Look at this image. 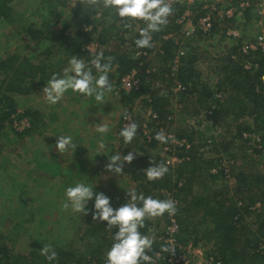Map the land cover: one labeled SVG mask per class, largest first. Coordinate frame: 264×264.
<instances>
[{"label": "trees", "instance_id": "trees-1", "mask_svg": "<svg viewBox=\"0 0 264 264\" xmlns=\"http://www.w3.org/2000/svg\"><path fill=\"white\" fill-rule=\"evenodd\" d=\"M19 1L0 0V28H9L17 37L24 38L31 33V21L25 18L23 12L15 11L14 4ZM240 1L242 0H231L229 3L237 5ZM37 5L34 15L42 22L50 20L58 7L65 8L68 17H63L65 12L60 11L58 17H63L60 29L55 34L52 31V37L39 42L43 50L37 56L34 52L29 55L13 52L0 58V139L5 128L12 125V116L19 110L16 98L28 96L35 83L41 85L47 82L52 74H61L60 69L73 55L84 59L89 66L90 61L99 52H103L105 58H114L112 70L116 80L115 91L119 94L121 107L126 109L124 115L131 114L135 103L141 99L145 106L152 107L161 120L166 119L169 114L163 104L166 98H157V90H154L152 82L157 72L163 70L168 77L167 86L177 81L184 87L178 94L179 103L194 93L199 95L198 102L205 109L204 117L211 122L209 128L217 129L218 125L229 123L227 118H231V122L235 124L234 126L231 123L234 132L231 133L230 141L223 143V151L233 148V141L235 145L239 141L247 147L249 154L244 153L239 167L224 166L222 158L214 157V160L206 156L210 152L204 149L207 147L206 138L200 132L188 130L189 132L178 133L177 137L178 140L190 144V148L172 147L171 152L165 153L173 156L179 163L167 164L164 158L158 156L155 163H166L169 171L162 179L149 181L143 171L153 166L150 164L152 155L149 150L157 149L162 153L163 146L158 145L157 140L145 143L141 133L137 131L132 140L135 141L133 145L127 146L123 138L121 140L126 144L128 152L135 149L138 153L146 155L135 156L131 164L124 165L123 172L135 183L133 190L137 194L143 193L145 196L162 200L159 192L167 191L178 201L175 218L179 232L174 236L177 252L182 253L184 247L190 244L201 249L202 258H213L221 264H264V85L261 82L264 75V55L255 52L245 57L239 54L240 45L229 48L221 60L224 62L220 68L223 77L218 89L211 91L200 80V74L195 68L197 56L192 52L184 53L180 57L176 75L170 77L172 75L169 66L179 47L175 45L173 38L162 40L164 35L178 33L176 20L185 11L194 13L198 9L194 20L203 16L206 13L202 9L204 3L194 0L188 5L184 0H174L173 14L168 17V24L163 26L161 31L152 33L150 48H137L135 45L139 30L146 26L144 21H132L127 18L121 20L114 10L104 9L102 6L90 7L82 4L81 0H37ZM248 12L245 14L248 15ZM236 19H222V22H219L214 14L210 32L206 35L197 33V36L212 38L220 34L223 37L228 27L222 28V34L219 24ZM24 23L29 28L28 33ZM127 23H131L132 28H125L124 24ZM83 27L91 29L84 31ZM91 43L98 46V52L94 55L87 50ZM136 52H145L146 55L134 58ZM156 62L161 67L155 72L151 64ZM245 62H251L253 67L244 69ZM140 63L143 65L140 66ZM133 70L137 71L138 89L129 92L118 89L121 78ZM97 75L93 68V76ZM142 97H148L150 102ZM17 117L27 118L30 122V128L25 134L33 129L38 130V110L27 107ZM247 120H250L251 124L246 122ZM195 133L199 135L198 139H194ZM243 134H250L256 140L249 145V142L243 139ZM211 139L213 144L214 139ZM250 157L260 159L263 169L259 170V162L251 160ZM246 160H250L249 167L243 168ZM226 168L228 178L225 177ZM127 202V198L123 199L120 206ZM257 204L259 207L254 208ZM251 216L254 217L253 221L247 224L246 220ZM156 220L157 218H153L155 222L152 223L151 219H146L145 227L140 231L149 236L154 233L155 240H158L157 227L160 221ZM79 225L76 231L75 226L69 229L72 234H78L82 246L75 247L77 240L70 244L52 246L57 252V259L51 262L41 255L42 248L20 254L13 251L4 240H0V264H105L106 253L114 242L112 237L118 228L109 229L106 221L93 220L90 214H86L85 226L80 228ZM43 235L44 233L39 235L40 244ZM161 247L162 242L154 241L153 251L148 254L154 256L160 252ZM157 264L172 263L164 260Z\"/></svg>", "mask_w": 264, "mask_h": 264}, {"label": "rangeland", "instance_id": "rangeland-1", "mask_svg": "<svg viewBox=\"0 0 264 264\" xmlns=\"http://www.w3.org/2000/svg\"><path fill=\"white\" fill-rule=\"evenodd\" d=\"M197 1L204 3V1L213 0ZM37 6V0H20L14 4L15 11L23 12L25 18L31 21V33L20 38L13 34L11 29L0 28V58L13 52L22 55L34 52L37 56L43 50L40 48L39 42L44 38L52 37L51 32L53 31L55 34L61 27L63 17H68L67 10L58 7L50 20L42 22L34 15ZM223 8L227 9V6L221 5L220 10ZM60 11L65 12L63 17H58ZM198 11L196 9L194 15ZM194 18L193 16V20ZM256 19L252 12H248V15L244 14L236 21L219 24L221 33L222 28L228 27L226 32L222 33L223 37L217 34L212 38H203L198 37L194 32L189 38H180L179 50L186 54L192 52L197 56L198 61L195 68L200 74L201 82L207 86L208 90L218 89L223 77L220 68L224 62L221 60L228 53L229 48L256 39V35L259 33ZM23 25L28 33L27 24ZM151 67L156 72L161 65L156 62L151 64ZM166 75V72L160 70L152 82L154 90H157V98H161L160 96L166 98L163 104L166 106V112L169 111L170 115L167 114L165 120L160 118V122L164 125L168 124V133L172 137L178 138V133L194 130L200 132L206 139L213 138L215 144L210 145V152L206 156L213 159L214 157L222 158V163L228 167L233 165L239 167L242 162L240 159H243L244 153L248 152L249 154V151L246 150L247 147L239 141L235 145L233 141V148L223 151V143L229 142L231 133L234 132L235 124L231 122V118H227L229 123L218 125L217 129L209 128L211 122L204 117L205 109L198 102L199 95L195 93L191 96L188 95L189 97H185L182 103H179L178 94L181 92L173 93L175 82L167 86L168 77ZM175 75L170 77L173 78ZM109 80L112 81L114 88L116 80L113 70L109 73ZM46 83H41V85L35 83L28 96L17 97L18 111L22 113L27 107L40 111L49 109L50 106V108L54 107L55 110H60V121L46 128L40 125L38 131L33 129L27 134L25 131L16 132L13 124L8 125L0 139V240H4L13 251L20 254L39 250L44 245L70 244L73 240H77L75 247H81L82 243L78 240V234H72L69 228L75 226L76 231L79 224L80 228L85 226L86 215L74 213L71 207L67 210L63 208V204L67 202L66 189L75 186L76 183H85L94 188L93 199L86 204L88 216L90 214L93 217L94 198L95 194L99 192L108 196L111 207L116 209L123 199L127 198V201L130 199L127 191L133 190L135 185L124 172L122 175L108 172L105 165L109 163V159L103 157L115 155L116 152L122 156L129 152H133L138 157L146 155L138 153L135 149H133L135 151L129 150L128 152L126 144L121 140L122 137L119 133L123 128L120 122L125 116L126 109L121 107L119 94H115L112 90L111 93H106L105 103H98L94 96L88 97L69 89L57 104L51 105L46 101L42 92ZM225 95L227 96V94ZM142 98L149 101L147 97ZM144 110L145 102L140 99L133 107L131 113L133 120L139 124L146 123L147 117L144 115ZM246 122L251 124L250 120ZM150 123L153 124V122ZM97 124H107L109 131L107 133L97 132ZM59 135L71 136L76 149H70L68 152L60 154L55 146ZM198 138L199 135L195 133L194 139ZM101 143L105 145L104 148L100 147ZM134 143L135 141H132L128 144L133 145ZM149 151L152 161H156L158 156L162 157V153L157 149ZM250 158L259 162V170L263 169V165H261L263 162L260 159ZM249 161L244 162L243 168L249 167ZM124 165H128V163ZM159 193L163 197L164 191ZM253 218V216L248 217L247 224L252 223ZM157 220L160 221L159 227H157L160 236L163 232L168 231L165 214L162 217H157ZM150 222L154 223L155 221L153 222L152 218ZM178 232L179 225L176 233ZM40 233H44L41 244L39 242Z\"/></svg>", "mask_w": 264, "mask_h": 264}, {"label": "clouds", "instance_id": "clouds-1", "mask_svg": "<svg viewBox=\"0 0 264 264\" xmlns=\"http://www.w3.org/2000/svg\"><path fill=\"white\" fill-rule=\"evenodd\" d=\"M82 4L90 7L102 6L104 9L114 10L121 20H141L146 26L139 30V38L135 40L137 48L152 47V33L159 32L163 26L168 24V17L173 14V7L170 0H81ZM125 28H132L131 23L124 24ZM113 57L105 58L103 52L97 53L90 61V65L77 55H73L68 66L63 69V75L54 73L47 80L46 86L42 89L46 101L57 104L64 94L71 89L88 97L94 96L98 103H105L106 93L113 90L112 81L109 80V73L112 72ZM93 68L98 73L93 76ZM125 120L130 122L120 131L119 135L126 144L131 143L135 138L140 124L125 114ZM96 131L107 133V124H97ZM155 140L167 143V137L161 130L155 134ZM56 148L60 154L75 150L76 145L72 143L71 136L59 135L56 140ZM101 148L105 145L101 143ZM109 163L105 165L108 172L116 175L123 174L124 164H131L135 159L133 152L122 156L119 152L109 155ZM149 166L143 171L149 181L162 179L169 169L166 163H155L150 161ZM167 192V191H164ZM169 193V192H168ZM171 194V193H170ZM130 197L127 203L113 209L110 205V198L103 192L95 194L93 220L106 221L109 229L118 228L113 235V244L106 253L105 264H156L161 252L173 253L168 247L162 246L160 252L156 253L155 259L148 253L153 251L155 234L144 235L140 229L145 227V220L162 217L165 213L173 216L177 212L176 202L172 199H155L152 196L137 194L135 190L127 191ZM67 202L63 208L71 207L74 213L86 215L88 209L86 204L93 199L94 188L85 183H76L66 189ZM49 262L57 259V252L51 245H44L40 250Z\"/></svg>", "mask_w": 264, "mask_h": 264}, {"label": "built area", "instance_id": "built-area-1", "mask_svg": "<svg viewBox=\"0 0 264 264\" xmlns=\"http://www.w3.org/2000/svg\"><path fill=\"white\" fill-rule=\"evenodd\" d=\"M188 5H191L194 0H184ZM170 2L174 3V0H170ZM231 0H213L206 2L204 1V5L202 7L206 13L199 17L197 20H193L194 13L187 10L185 11L177 20L176 24L179 26V31L176 34H169L162 36V40L167 39H174V43L178 46V50L176 55L173 57L170 63V75H174L175 72L178 70L179 67V60L180 57L184 54L180 49L179 42L180 38H189L191 37L194 32L201 33L202 35H206L212 29V22H213V15L215 14L216 17L219 19V22L222 19H232L234 17L239 18L243 17L246 11L252 12L254 16L257 18V25L259 26V33L256 35V39L252 42H246L240 45L239 47V54L245 57H249L251 54L257 52L264 55V0H242L238 2L237 5L230 4ZM221 5H226L227 9L223 8L220 10ZM84 31H89L90 27H83ZM236 35V34H233ZM232 38V36H230ZM234 38V36H233ZM129 47V46H127ZM87 50L92 53L93 55L98 52V46L95 43H91ZM140 55H146L145 52H136L134 53V58H139ZM140 66L143 63L139 64ZM244 69L249 70L253 67L251 62H245L243 64ZM153 71V70H152ZM261 82L264 85V75L261 77ZM118 89H121L125 92H129L132 89H138L139 87V79L137 78V71L133 70L120 80V85L117 86ZM117 88L114 86L113 91L114 93L118 94L115 91ZM184 89L183 85L179 82L174 83V89L172 90L173 93L181 92ZM148 98V97H147ZM147 102H150V100ZM21 112L17 111V114L12 116V124L13 128L16 132H23L30 128V122L27 118H18L17 116L20 115ZM130 119L133 120L131 114H127ZM144 115H146L147 120L146 123H140V127L138 128V132L141 133L142 140L145 143H152L155 139V134L159 131H163L165 136L167 137V143L159 142L158 145L163 146L162 158L166 161L167 164H176L179 163L173 156L169 154H165L166 152H171L172 147H182L185 146V149L190 148V144L186 143L183 140H178V138H174L171 136L168 129V124L164 125L160 122V117L153 111L151 106H145ZM169 120V118H168ZM129 120H125V116L121 120L122 128L125 127V124L129 123ZM150 122H153L151 124ZM243 139L249 142L248 144H253L256 138L251 136L250 134H243ZM206 148L205 150H209L210 145H212V139L207 138L205 140ZM258 148V146H257ZM226 166V165H224ZM225 174L228 172V168L225 170ZM227 177V174L225 176ZM165 199H172L176 202V206L178 205V201L173 197L172 194L168 192H164ZM259 205H256L254 208H258ZM166 219V226L168 227L167 232H163L160 236H158V240L162 242V246L168 247L172 250L173 253H165L161 252L159 259H156V264L159 261L167 260L172 264H221L220 262H215L213 258L204 259L202 258V251L200 248H194L190 244L187 247H184L182 253L177 252L175 245L174 236L177 234L178 230V223L175 218V215L169 216L165 213ZM199 256V257H198ZM156 254L153 256L155 259Z\"/></svg>", "mask_w": 264, "mask_h": 264}, {"label": "crops", "instance_id": "crops-1", "mask_svg": "<svg viewBox=\"0 0 264 264\" xmlns=\"http://www.w3.org/2000/svg\"><path fill=\"white\" fill-rule=\"evenodd\" d=\"M65 65V67H66V65H68V62L66 63V64H64ZM64 65H63V67H64ZM61 67V66H60ZM63 67H62V69H60V71H61V75H63ZM57 108V107H56ZM63 108V107H62ZM44 111H45V113H44ZM40 112V121H39V124H38V129H39V126L41 125L43 128L45 127H49V126H51V125H53V123H56V122H58V121H60V114H61V112H60V110H58V109H56L55 110V108L54 107H52V108H50V106H49V109H47L46 108V110H40L39 111ZM51 118V119H50ZM52 121H54V122H52ZM52 122V123H51ZM41 127V128H42ZM38 131V130H37ZM119 151V150H118ZM113 153H115V152H113ZM113 155V154H112ZM109 157V156H108ZM108 157H103L104 159H108ZM134 185H135V183H133Z\"/></svg>", "mask_w": 264, "mask_h": 264}]
</instances>
